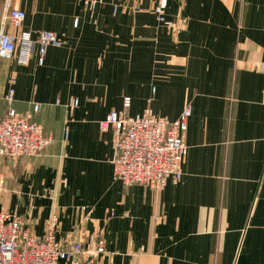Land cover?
Masks as SVG:
<instances>
[{
  "label": "crops",
  "instance_id": "1",
  "mask_svg": "<svg viewBox=\"0 0 264 264\" xmlns=\"http://www.w3.org/2000/svg\"><path fill=\"white\" fill-rule=\"evenodd\" d=\"M155 4L0 0L7 32L62 41L42 65L0 59V119L12 106L53 138L33 156L0 153V204L36 236L57 213V238L102 241V264H264V0H168L173 27ZM188 103L181 179L124 185L100 121L148 106L175 119Z\"/></svg>",
  "mask_w": 264,
  "mask_h": 264
},
{
  "label": "built area",
  "instance_id": "2",
  "mask_svg": "<svg viewBox=\"0 0 264 264\" xmlns=\"http://www.w3.org/2000/svg\"><path fill=\"white\" fill-rule=\"evenodd\" d=\"M155 2L154 11L159 22L173 27V22L166 18L168 0ZM7 18L13 25L21 26L26 12L11 8ZM61 44L54 31H43L38 38H33L29 32L12 34L0 26V59L17 56L21 63H27L37 55L42 65L48 48ZM12 98L13 90L8 96L9 103ZM78 101L74 98L71 105L76 106ZM130 101V97L125 98L126 107L130 106ZM41 109V104H35L34 113ZM192 110V103H188L175 119L155 114L151 106L135 115L117 111L108 113L100 121V127L103 130L111 125L115 128V177L126 186L140 184L157 190L162 189L170 177L181 179L188 152L185 138ZM52 142V136L44 132L31 114H21L10 106L0 119L2 154L33 156ZM58 226L59 215L53 213L46 233L36 236L27 220L0 204V264H102L100 256L105 251L102 241L95 248H88L82 240L58 239Z\"/></svg>",
  "mask_w": 264,
  "mask_h": 264
}]
</instances>
